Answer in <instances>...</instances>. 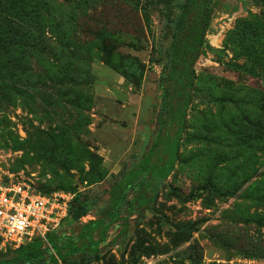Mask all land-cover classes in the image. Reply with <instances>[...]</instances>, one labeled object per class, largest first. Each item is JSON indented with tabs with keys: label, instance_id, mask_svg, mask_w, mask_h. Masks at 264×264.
<instances>
[{
	"label": "rangeland",
	"instance_id": "1",
	"mask_svg": "<svg viewBox=\"0 0 264 264\" xmlns=\"http://www.w3.org/2000/svg\"><path fill=\"white\" fill-rule=\"evenodd\" d=\"M10 1L0 0L15 13L0 23V174L70 194L59 228L70 235L155 139L164 27L182 0ZM191 95L165 189L142 218L130 195L85 264H264V0L216 2Z\"/></svg>",
	"mask_w": 264,
	"mask_h": 264
},
{
	"label": "trees",
	"instance_id": "2",
	"mask_svg": "<svg viewBox=\"0 0 264 264\" xmlns=\"http://www.w3.org/2000/svg\"><path fill=\"white\" fill-rule=\"evenodd\" d=\"M217 1L182 0L176 17L164 27V36H170V39L158 80L161 93L157 133L146 153L136 158L113 183L107 206L99 210L97 218L82 223L78 232L73 231L70 235L52 232L45 240L36 239L18 249H9L10 254L0 259V264H66L76 260L85 264L94 261L100 253V244L107 239V232L120 220L130 195L134 197L129 213L135 212L142 218L143 211L151 208L159 192L165 189V180L178 160L185 118L192 101L195 64L205 45ZM10 2L15 10L16 0ZM20 6L22 16L30 15L31 9L33 11L31 2L23 1ZM10 12L0 9V23L2 18L14 20L15 13Z\"/></svg>",
	"mask_w": 264,
	"mask_h": 264
},
{
	"label": "built area",
	"instance_id": "3",
	"mask_svg": "<svg viewBox=\"0 0 264 264\" xmlns=\"http://www.w3.org/2000/svg\"><path fill=\"white\" fill-rule=\"evenodd\" d=\"M70 194L41 193L0 174V249H18L59 232L69 214Z\"/></svg>",
	"mask_w": 264,
	"mask_h": 264
}]
</instances>
